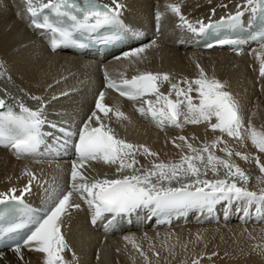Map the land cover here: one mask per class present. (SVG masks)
<instances>
[{
    "label": "bare ground",
    "instance_id": "obj_1",
    "mask_svg": "<svg viewBox=\"0 0 264 264\" xmlns=\"http://www.w3.org/2000/svg\"><path fill=\"white\" fill-rule=\"evenodd\" d=\"M36 1L33 0V3ZM99 2L114 7L113 0ZM118 2L124 5L121 9L123 14L136 24H143L150 29L164 18L162 30L156 42L147 41L129 49L128 52H132L143 48L144 51L137 56L127 59L111 57L102 63V68L101 65L95 66L92 61L67 52H51L41 38L24 28L26 3L23 0H0V95L17 106L23 103L32 110L42 109V119L46 122L41 128L45 135L52 136V139L46 136L51 150H41L40 157L18 158L10 149L0 148V194L10 196L12 193L9 190L14 188L15 195H21L30 180V176L25 173H31L35 179L31 181V191L24 193L23 197L36 204L48 207L52 203L49 196L53 191L65 194L71 190L72 164L78 160L71 157L55 160L46 158L57 149L59 135L55 132L65 129L74 133L75 127L88 121L93 113L91 101L103 86L102 78L106 74L167 73L170 82L175 83L185 78H197L199 65L208 76L224 83L226 90L238 101L245 127L250 120L257 130H264V76L260 74L261 65L264 64V47H252L241 54L223 49H194L185 45L186 37L183 33L182 36L177 35L169 27L172 20V26L187 28L184 24L180 25L181 20L167 5H180L181 14L197 23L237 8L244 0ZM157 12L161 13L159 21L156 18ZM170 82H163L161 92L168 93ZM181 87L187 85L181 83ZM33 96L40 97V100L31 99ZM103 103L119 109L127 117L117 118L112 112L104 117L98 113L118 138L133 145H145L157 153L153 157L142 154V149L137 152V169L151 168L154 162H178L182 153H188L184 142L177 139L180 136L196 148L221 137L233 153L238 151L251 157L248 161L234 154L231 157L249 177L244 186L257 192L264 188V173H261L255 159L258 157L260 164L264 165V153H260L251 144L246 133L241 144L218 130L212 131L206 123L183 124V117L180 118L182 127L161 130L143 120L131 103L110 95L104 97ZM222 147L224 144L212 151L227 159L226 154L219 150ZM204 164L200 165L201 171H204ZM118 166L102 161H88L80 171L94 180L116 179L132 174L130 170L118 173ZM225 171L220 168L219 176H214L209 170L206 178H224ZM237 183L239 186L243 181L237 178ZM173 186H177L175 182ZM74 196L75 193L70 198V204H77ZM219 202L222 205V217L217 208L216 214L214 210L200 213L191 225L168 228L147 226L142 229H126L109 236L98 235L86 227L87 213L84 207H70L63 216L61 226L68 244V249L63 253L64 258L68 264H193V261H197V264H264V248L260 245L264 244V221L246 219L264 216V209L257 211L255 204L250 205L243 200ZM217 206L218 202L212 209ZM215 215L218 219L212 220L211 216ZM133 242L140 251L133 246ZM141 251L144 255H141ZM21 254L22 260L15 250H1L0 264L43 262V254L26 246L21 247Z\"/></svg>",
    "mask_w": 264,
    "mask_h": 264
},
{
    "label": "snow or ice",
    "instance_id": "obj_2",
    "mask_svg": "<svg viewBox=\"0 0 264 264\" xmlns=\"http://www.w3.org/2000/svg\"><path fill=\"white\" fill-rule=\"evenodd\" d=\"M25 2L32 24L53 34L54 38L51 40L53 50L61 45L77 44L74 38L77 32L92 33L104 28L119 32L125 27L120 18L124 5L118 0H113L114 7L101 4L99 0H46V2L41 0L38 7L33 4V0H25ZM167 7L190 31L199 33L208 30L218 32L221 29H235L241 24L245 11L264 17V0H244L242 5H237V11L226 18L221 17L219 21L207 24L197 21L199 24L197 29L181 14L180 5L172 4ZM214 13L215 9H213ZM160 17L161 13L157 12V21ZM253 38L264 41V31ZM218 43L223 45L240 42L220 39ZM143 51V48L135 49L125 53L124 58L137 56ZM197 68H199L197 78L193 80L185 78L175 83L170 82L167 73L143 72L132 76L131 79H122L119 84L109 80L106 74L105 78L108 81L106 86L132 101L149 95L155 96V101L144 100L147 108L139 107L136 110L141 115L151 116L158 127L163 128L167 122L180 128L183 126L180 118L183 117V124L206 123L212 131L218 130L240 141L241 144L246 133L251 144L260 153H264V130H257L250 120L245 127L239 103L226 90V85L217 78L208 76L199 65ZM260 74L264 76V64L261 65ZM163 82H170L167 94L160 91ZM181 83L187 87H181ZM173 93L175 99L172 98ZM192 93L196 95L193 96ZM31 99L40 100V97L33 96ZM103 101L104 93L101 92L95 104L98 112L93 111L88 121L79 129V139L74 145L78 162L72 164L71 190L65 194L53 191L49 196L52 203L43 215L34 213L25 205L23 212L26 219L20 223L0 227V233L3 234L17 233L23 228L29 229V234L23 240V246L43 254L42 264H68L63 255L68 249V244L61 226L68 208H80L79 204L69 203L73 193L79 194L89 208L93 209V224L105 213L113 214V220L108 221L106 228L112 226L116 216L131 214L142 209H147L151 216L157 217L185 215L191 209L207 208L211 211L212 207L222 200H243L247 204H255L257 211L264 209V188H260L257 192L250 191L244 186L249 177L231 160L233 154L245 161L250 160L251 157L238 151L233 153L221 137H217L210 144L205 143L201 148H196L185 137L180 136L177 139L184 142L188 153H182L178 162H154L151 168L137 169L135 167L139 163L136 159L137 152L142 149V154L153 157H156L157 153L152 152L145 145H133L118 138L98 113H102L104 117L110 112L117 118L127 119V117L122 111L107 106ZM5 106V101L0 99V109ZM45 122L42 119V109L32 110L23 103L19 104V112L13 111L11 107L6 111H0V146L11 147L18 158L36 152L44 143L45 134L42 133L41 126ZM51 126L56 127V125ZM60 131L65 137L76 135L65 129ZM65 143L68 141L65 140ZM173 143L175 144V141ZM220 144H224L219 150L226 154L227 159L215 155L212 151ZM205 154L206 164H204ZM255 159L261 173H264V165L260 164L258 157ZM88 161L118 164V173L130 170L132 174L122 175L116 179H96L89 183L87 176L80 171ZM201 164H204V171H201ZM220 168L226 170L224 178H206L209 170L214 176H219ZM25 174L30 176V180L21 195H15L16 189H10L11 196L0 194V204L9 201L24 204L23 195L31 191V181L35 179L31 173ZM237 178L243 181L242 185L238 186ZM173 182L177 186H173ZM18 210L15 207L0 210V220ZM133 246L140 251L134 242ZM15 251L22 260L20 244L16 245ZM141 255H144L142 251ZM193 264H197V261H193Z\"/></svg>",
    "mask_w": 264,
    "mask_h": 264
},
{
    "label": "rangeland",
    "instance_id": "obj_3",
    "mask_svg": "<svg viewBox=\"0 0 264 264\" xmlns=\"http://www.w3.org/2000/svg\"><path fill=\"white\" fill-rule=\"evenodd\" d=\"M191 225V224H193L192 222L191 223H187L186 225ZM198 224H199V222H198ZM263 248H264V244H260Z\"/></svg>",
    "mask_w": 264,
    "mask_h": 264
}]
</instances>
